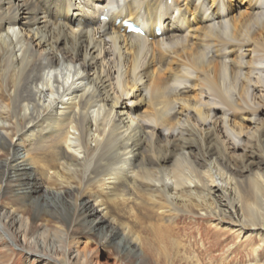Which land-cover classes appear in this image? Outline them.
I'll list each match as a JSON object with an SVG mask.
<instances>
[{
  "label": "bare ground",
  "instance_id": "1",
  "mask_svg": "<svg viewBox=\"0 0 264 264\" xmlns=\"http://www.w3.org/2000/svg\"><path fill=\"white\" fill-rule=\"evenodd\" d=\"M5 201L0 242L64 215L62 264L180 244L182 217L264 264V0H0Z\"/></svg>",
  "mask_w": 264,
  "mask_h": 264
},
{
  "label": "rangeland",
  "instance_id": "2",
  "mask_svg": "<svg viewBox=\"0 0 264 264\" xmlns=\"http://www.w3.org/2000/svg\"><path fill=\"white\" fill-rule=\"evenodd\" d=\"M9 207L10 205L6 201L2 202L0 206L1 219L4 217V213L9 211ZM63 217L64 215L57 224L49 223L48 228L42 225L34 226L33 234L27 241L23 239L20 233L16 234L13 244H10L7 239L3 238L2 242H0V264H62L63 257L59 246H61L60 241L65 240L64 234H66L65 229L67 225ZM195 220L191 221L184 217L178 220V229L174 232L175 237L179 238L178 242H181L180 244L168 242L163 232L156 227H153L152 231L148 229L144 230L143 235L145 240L143 248L137 254L129 250L127 252L113 250L109 245H104L102 242L93 239L92 245L90 242H87V248L93 249L91 252V264H190L181 259V256L187 253L191 255V252L200 264H235L236 258H240L242 261L248 260V257L244 253L248 249V245H242L238 248L241 252L240 255L235 256V254H232L227 262H221L228 248L236 249L237 245L235 241L231 238L225 241L223 237L215 235L209 229L205 220L200 218H196ZM80 229H73L72 232L76 233V236L80 238V243L76 249L81 250L84 247L83 242H86L89 236L81 234ZM56 230L63 231V235L55 233ZM70 233L68 232V234ZM162 235L165 239L161 238ZM159 236L160 238H158ZM159 243H163V245ZM63 247L65 248L64 253L68 259V264H81L82 257L81 255L76 256L74 244L68 247L63 243ZM87 248L85 251H87ZM11 252L13 253L11 254ZM179 259L181 260L178 261Z\"/></svg>",
  "mask_w": 264,
  "mask_h": 264
}]
</instances>
